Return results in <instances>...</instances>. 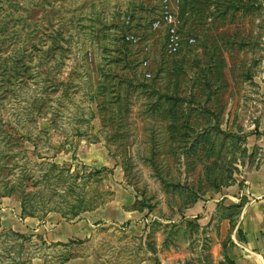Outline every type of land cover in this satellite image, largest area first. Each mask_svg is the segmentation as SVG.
Here are the masks:
<instances>
[{
  "label": "rangeland",
  "instance_id": "1",
  "mask_svg": "<svg viewBox=\"0 0 264 264\" xmlns=\"http://www.w3.org/2000/svg\"><path fill=\"white\" fill-rule=\"evenodd\" d=\"M168 1L175 54L152 26L161 0H0V186L20 178L39 221L108 205L122 222L70 247L102 263L211 264L240 207L225 188L263 160L264 0ZM16 230L0 264L68 255Z\"/></svg>",
  "mask_w": 264,
  "mask_h": 264
},
{
  "label": "crops",
  "instance_id": "2",
  "mask_svg": "<svg viewBox=\"0 0 264 264\" xmlns=\"http://www.w3.org/2000/svg\"><path fill=\"white\" fill-rule=\"evenodd\" d=\"M223 195L225 205L235 203L240 207L229 233V243L223 245L220 240L219 244L213 246L211 264H264V154L261 164L241 184L226 187ZM108 208V205L97 207L72 220H65L55 213L52 220L39 221L32 217L21 218L18 206L13 205V208L0 209V227L19 229L16 231L22 233L35 232L42 240L62 247L68 255L60 264H108L102 263L95 252L84 250L71 253L70 250L77 242L81 246L92 243L104 223L118 225L122 222L117 214L113 217L108 211L105 212ZM221 224L224 226L226 220ZM221 231L220 236L224 237L225 230ZM33 264H45V261L37 259ZM139 264L154 263L147 257Z\"/></svg>",
  "mask_w": 264,
  "mask_h": 264
},
{
  "label": "trees",
  "instance_id": "3",
  "mask_svg": "<svg viewBox=\"0 0 264 264\" xmlns=\"http://www.w3.org/2000/svg\"><path fill=\"white\" fill-rule=\"evenodd\" d=\"M20 174L22 175L25 173L20 172ZM43 177H44V180L46 181L50 177V171L45 172ZM10 195H16L20 199V205H21L20 217L37 215L38 214L37 212L41 211V209H43L44 211H47L45 204L42 202H39L38 200L33 204L28 203V200L26 198L28 193L21 187L20 178H17L14 184L13 182H11L10 184L0 186V196L1 197L10 196ZM96 197H97V194H96ZM101 203L95 204L94 206L91 205L90 207L89 203L85 204L84 200H82L80 204H77V206H74V215L76 216V214L81 211L92 210L96 208L98 205H100ZM35 237L36 238L38 237L39 239L42 240V238L39 235H36ZM66 257L67 256H65L64 258H61L58 264H60L64 259H66ZM25 263H26L25 261L20 262V264H25ZM28 264H30V262H28Z\"/></svg>",
  "mask_w": 264,
  "mask_h": 264
},
{
  "label": "built area",
  "instance_id": "4",
  "mask_svg": "<svg viewBox=\"0 0 264 264\" xmlns=\"http://www.w3.org/2000/svg\"><path fill=\"white\" fill-rule=\"evenodd\" d=\"M162 2V11L161 16L158 20L152 22L153 28H157L161 23L166 26V51L170 54H175L181 48L182 38L178 30V19L173 10V7L170 5L168 0H161ZM125 38L129 42H135L136 38L133 34H126ZM194 41L193 38H189V42ZM146 64V61L143 62ZM149 76V73L145 74Z\"/></svg>",
  "mask_w": 264,
  "mask_h": 264
}]
</instances>
